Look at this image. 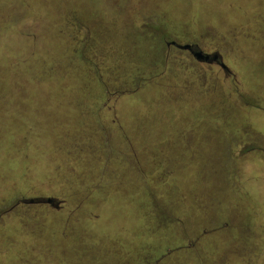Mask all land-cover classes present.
I'll use <instances>...</instances> for the list:
<instances>
[{"label":"rangeland","instance_id":"1","mask_svg":"<svg viewBox=\"0 0 264 264\" xmlns=\"http://www.w3.org/2000/svg\"><path fill=\"white\" fill-rule=\"evenodd\" d=\"M0 86V264H264V0H0Z\"/></svg>","mask_w":264,"mask_h":264},{"label":"trees","instance_id":"2","mask_svg":"<svg viewBox=\"0 0 264 264\" xmlns=\"http://www.w3.org/2000/svg\"><path fill=\"white\" fill-rule=\"evenodd\" d=\"M8 25H9V23H8ZM75 47V46H74ZM75 53L78 55V57L80 58V59H83L84 60V62L86 63V65L88 66V69H89V72L90 73H92V74H94L95 75V77L93 78V82H95V86H96V88H94L93 87V89L91 90V92L92 93H99L100 95L101 94H103L104 92H105V88H106V90L108 89V87H110L106 82H105V80H103V77H102V75H101V72H100V70H99V66H97L96 65V63H93L92 61H89L85 56H84V52L83 51H80V52H77V51H75ZM21 61H23V60H21ZM14 62H17V61H14ZM55 77V76H54ZM62 76L61 75H57V77L56 78H61ZM51 78V77H50ZM63 77L61 78V80H58V84H60V83H62L63 82ZM112 86V85H111ZM56 87H58V86H56ZM59 88V90L61 89V87H58ZM114 90H117L118 89V91H117V94H123L124 92H125V90L127 89V88H119V87H116V88H113ZM112 89V90H113ZM4 89H3V87L2 86H0V92L1 91H3ZM62 90H63V88H62ZM56 91H58V90H56ZM60 91H58V93H59ZM95 95V94H94ZM104 96V98H103V100H102V102L99 104V109H101L103 106H104V104H105V102L106 103H108L107 101H108V97L107 96H105V95H103ZM110 99V98H109ZM110 144V143H109ZM108 149L110 150V152H108V154H111L112 153V149H113V147L111 148V146L109 145V147H108ZM108 150V151H109ZM98 161V160H97ZM96 164V163H95ZM141 175H142V177H143V179H147L146 178V174L144 175L143 173H140ZM150 176V175H149ZM153 185V184H152ZM47 197H52V196H47ZM47 197H23V198H20V199H18L16 202H15V204L13 205V206H11V208H13V207H15V206H17L18 204H48V203H26V202H23L22 200H25V199H31V198H47ZM53 198H56V197H53ZM56 200L59 202V208L61 207V201L60 200H58L57 198H56ZM51 205V204H50ZM52 206V205H51ZM53 207H55V206H53ZM160 207L161 208H163V206L162 205H160ZM10 208V209H11ZM56 208V207H55ZM168 212L167 213H169V212H171L170 210H167ZM2 214V213H1ZM170 217H171V220L175 223V220L173 219V216L172 215H170ZM181 219V218H180ZM148 264H156V262L155 261H152L151 263H148Z\"/></svg>","mask_w":264,"mask_h":264},{"label":"water","instance_id":"3","mask_svg":"<svg viewBox=\"0 0 264 264\" xmlns=\"http://www.w3.org/2000/svg\"><path fill=\"white\" fill-rule=\"evenodd\" d=\"M173 44H176V46L183 50H190L194 56V58L199 62H212L216 61V63L223 68V70L226 72L229 70V66L224 61H218L219 53H205L203 50H196L193 48V45L190 43L186 44H177L175 41L172 42ZM26 203H48L52 206H55L56 208H59V202L56 200V198L53 197H47V198H31V199H25L22 200Z\"/></svg>","mask_w":264,"mask_h":264},{"label":"flooded vegetation","instance_id":"4","mask_svg":"<svg viewBox=\"0 0 264 264\" xmlns=\"http://www.w3.org/2000/svg\"><path fill=\"white\" fill-rule=\"evenodd\" d=\"M173 41H169L168 42V46H171V45H174V46H176V44H173L172 43ZM176 42V41H175ZM177 43V42H176ZM177 44H180V43H177ZM186 44V43H185ZM190 44H192L193 45V48L194 49H196V50H203L198 44H196V43H190ZM187 51H189V53L193 56V54H192V52L190 51V50H187ZM204 51V50H203ZM205 53H211V54H213V53H219V57H218V61H224V58H223V56L220 54V52H217V51H214V52H207V51H204ZM194 57V56H193ZM204 63H209V64H217L216 63V61H212V62H204ZM231 72V70H230V68H229V70H227L226 71V73L227 74H229Z\"/></svg>","mask_w":264,"mask_h":264},{"label":"crops","instance_id":"5","mask_svg":"<svg viewBox=\"0 0 264 264\" xmlns=\"http://www.w3.org/2000/svg\"><path fill=\"white\" fill-rule=\"evenodd\" d=\"M187 43H193V42H187ZM197 44V43H196ZM204 50V49H203ZM215 51H217V49L215 50ZM212 52H214V51H212ZM217 52H219V51H217ZM221 54V53H220ZM222 55V54H221ZM95 94V95H94ZM96 94L97 93H92L91 92V97H90V99H89V101L92 103L95 99H97L98 98V96L96 97ZM103 96V95H102ZM102 96H100V100H101V102H102V100H103V97ZM121 98H127V99H129L128 97H123V96H121ZM98 110H100L99 109V107H98ZM130 132V131H129ZM131 136H132V138H133V140H135L134 142H133V145L135 146L136 145V143H137V139H138V137L135 135V136H133V134H132V132H131ZM132 145V144H131ZM130 146V145H129ZM116 153V152H115ZM168 173H170V170L168 169Z\"/></svg>","mask_w":264,"mask_h":264}]
</instances>
